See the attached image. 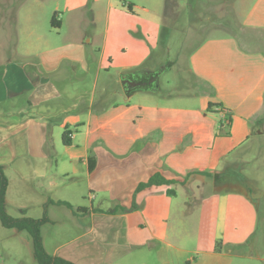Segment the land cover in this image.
I'll list each match as a JSON object with an SVG mask.
<instances>
[{
	"label": "crops",
	"instance_id": "0c3cea01",
	"mask_svg": "<svg viewBox=\"0 0 264 264\" xmlns=\"http://www.w3.org/2000/svg\"><path fill=\"white\" fill-rule=\"evenodd\" d=\"M112 1L0 0V167L8 181L6 211L18 212L15 219L46 217L40 227L46 253L72 264H264V221L258 224L257 201L249 189L226 182L217 187L213 175L218 171L189 169L193 141L208 144L209 132L192 122L159 121L155 105L136 107L137 94L153 93L149 85L127 90V81L136 78L157 76L158 83L169 64L157 62L160 70L148 66L152 53L135 42L140 51L133 61L117 64L115 77L110 73L115 61L106 56V44H112L110 35L122 17ZM126 2L130 16H175L178 8L171 0L163 6L161 0ZM53 16L57 27L50 25ZM247 22L240 33L256 31V36L207 42L191 59L219 108L207 110L230 119L224 136L234 141L232 147L264 134V15L249 14ZM161 24L152 18L141 28ZM85 82L92 98L81 133L76 116L86 104L81 98ZM114 96L120 99L107 108ZM127 118L139 120L136 134L127 135L128 151H105L96 132L105 128L109 140L115 138L118 130H127ZM77 140L85 150L78 160L81 173L76 157L54 154L58 143L71 148ZM218 152L221 158L228 153ZM154 175L174 183L138 189ZM261 211L264 215L263 203Z\"/></svg>",
	"mask_w": 264,
	"mask_h": 264
},
{
	"label": "rangeland",
	"instance_id": "374dc122",
	"mask_svg": "<svg viewBox=\"0 0 264 264\" xmlns=\"http://www.w3.org/2000/svg\"><path fill=\"white\" fill-rule=\"evenodd\" d=\"M171 1L178 3L175 16L162 17L142 13L130 16L131 14L126 10V0L112 1L116 14L118 16L122 14V17L116 19L119 29L110 35L112 44L109 41L106 44V56L115 61V65L110 68V73L115 77L117 64L133 61L137 51H140L134 46L135 42H141L144 45L146 54L152 53L147 62L148 66L160 70V67H156L157 62L169 64L166 70L160 72L158 83L146 88L153 93L145 92L136 95L133 100L136 107L141 104L155 105L159 108V121L168 119L175 122H192L205 128L209 132L208 144L193 141L196 147L189 149L187 154V161H190L189 169L198 171V168L203 167L207 172L216 170L220 173L217 187L221 185L225 187L223 183L226 182L229 186L247 188L258 204H264V134L256 135L249 144L232 147L234 141L224 136L229 131V121L224 120V114H214L207 110L208 104L212 105L213 112L219 111V108L211 102L212 90L200 80L201 76L194 73L191 61L192 56L207 42L225 43L232 40L234 36H237L238 40L240 37L256 36L258 34L256 31L240 33V27L248 23L249 14L264 15V0ZM161 3L163 6L165 0H161ZM152 18L162 21V24L158 25L157 29L151 27L142 30L141 23L147 24ZM260 37H264V34ZM93 53H96L95 50ZM105 66L107 69V62ZM91 90L89 82H85L81 87L83 93L81 98L86 101L76 116L81 123L76 125V129L81 133L83 122L88 118ZM119 99L117 96L110 98L109 102H106L107 108ZM83 108L86 109L83 110ZM135 111L137 112V109L130 112ZM110 118L109 113L105 121ZM227 119L229 120L228 116ZM131 121H135L136 124L134 125ZM137 121L139 120L136 118L124 120L127 130H118L113 136L115 138L110 140L108 135H105V128L97 131L96 133L100 134L99 139L102 140L99 146L107 152L124 154L128 151L127 135L136 134L137 129L135 131L134 129ZM214 137L217 139L212 149ZM81 139L82 136L78 138V140ZM78 140L71 148L63 147L61 143H58L54 154L58 159L62 156L76 157V171L81 173L84 167L78 160L85 158V150ZM218 151L228 153L221 158L218 156L220 155ZM192 189L195 188L192 187ZM177 195V200H182L181 191H178ZM7 213L12 218L20 217L19 213L12 208H8ZM0 264H39L34 258L27 232L8 229L0 223Z\"/></svg>",
	"mask_w": 264,
	"mask_h": 264
},
{
	"label": "trees",
	"instance_id": "16d2710c",
	"mask_svg": "<svg viewBox=\"0 0 264 264\" xmlns=\"http://www.w3.org/2000/svg\"><path fill=\"white\" fill-rule=\"evenodd\" d=\"M126 10L128 13L130 14L132 13L129 5L126 6ZM50 25L52 27H57L55 16L52 17ZM211 106H212L211 104L208 105V110H210ZM225 121H229L228 122V126H229L230 119L226 120L225 118ZM222 126H223L222 123H220V127ZM62 143L64 145H68L65 136H63L62 138ZM205 175H210V174L206 173ZM213 178L217 182L219 175L215 174L213 175ZM172 183L174 182L167 181L164 178L160 177L159 175H154L147 183L141 184L138 189L141 190L152 185H164V184L170 185ZM7 187H8L7 178L4 175L2 167H0V223L5 228L15 229L16 231L27 232V234L30 236L34 258L39 264H72L66 260L48 255L46 253L40 235V227L47 221L46 217H42L41 219H31V218L15 219L9 216L5 207V195H6ZM256 208L258 212V224L262 226L264 221V215L261 211V204H258V202H256ZM221 245H222L221 241L216 242L215 250L217 251L220 250Z\"/></svg>",
	"mask_w": 264,
	"mask_h": 264
},
{
	"label": "flooded vegetation",
	"instance_id": "af4514ba",
	"mask_svg": "<svg viewBox=\"0 0 264 264\" xmlns=\"http://www.w3.org/2000/svg\"><path fill=\"white\" fill-rule=\"evenodd\" d=\"M155 77H157V76H154L153 78H151V80H149V79H140V78H136V80H134V79H132L133 81H127V90L128 89H130V86H131V84H130V82L131 83H135V84H137V86L136 87H138L139 85H141L142 83H145V84H147V85H149V86H152L153 84H155L156 83V79H155Z\"/></svg>",
	"mask_w": 264,
	"mask_h": 264
},
{
	"label": "water",
	"instance_id": "95a60500",
	"mask_svg": "<svg viewBox=\"0 0 264 264\" xmlns=\"http://www.w3.org/2000/svg\"><path fill=\"white\" fill-rule=\"evenodd\" d=\"M128 82H129V81H128ZM130 84H131L130 88H132V87L134 88V87L137 86V84H135V83H131V82H130Z\"/></svg>",
	"mask_w": 264,
	"mask_h": 264
}]
</instances>
